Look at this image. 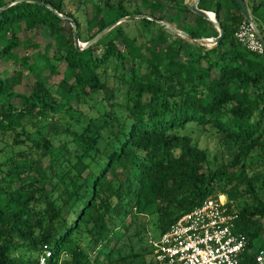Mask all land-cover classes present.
I'll return each mask as SVG.
<instances>
[{"label": "trees", "instance_id": "1", "mask_svg": "<svg viewBox=\"0 0 264 264\" xmlns=\"http://www.w3.org/2000/svg\"><path fill=\"white\" fill-rule=\"evenodd\" d=\"M12 1L0 0V7ZM37 1L0 12V264H37L44 245L52 250L48 264H145L115 257L108 246L148 208L157 237L218 194L237 212L236 230L247 237L239 264H258L254 253L264 247V50L250 51L236 39L246 21L236 2L198 1L224 30L216 44L195 40L219 31L187 4L144 0L151 18L122 21L79 49L70 21L57 13L73 20L83 44L132 15L123 0L90 2L86 37L64 0ZM248 7L264 38V0ZM136 21L143 27L138 34L126 29ZM38 27L51 36L43 45L15 36ZM110 80L125 87L121 99ZM190 124L221 132L228 157L213 164L209 149L186 131ZM141 251L152 253L150 245Z\"/></svg>", "mask_w": 264, "mask_h": 264}, {"label": "built area", "instance_id": "2", "mask_svg": "<svg viewBox=\"0 0 264 264\" xmlns=\"http://www.w3.org/2000/svg\"><path fill=\"white\" fill-rule=\"evenodd\" d=\"M234 35L246 49L263 52L264 47L247 20L238 25ZM223 195L206 197L151 239L155 264H239L248 241L236 230L238 214ZM51 255V248L44 245L37 264H48ZM254 257L258 264H264V247L258 248Z\"/></svg>", "mask_w": 264, "mask_h": 264}, {"label": "rangeland", "instance_id": "3", "mask_svg": "<svg viewBox=\"0 0 264 264\" xmlns=\"http://www.w3.org/2000/svg\"><path fill=\"white\" fill-rule=\"evenodd\" d=\"M86 1L84 4H79L77 0H64V6L66 11L72 12L80 21L81 28L83 31L84 37L87 36L86 34V19L90 17L92 13V8L90 2H96V3H102L103 0H83ZM113 2H117V0H112ZM179 3L188 4V1L190 0H177ZM194 1V0H193ZM192 1V2H193ZM124 4L127 6V8L130 11V14H135L134 9H139L143 14L148 12V8L146 6V2L144 0H123ZM172 22V21H171ZM170 26V25H169ZM127 30H130L132 33L138 34L139 30H143V27L141 25V22L138 21L133 22L132 26H128L126 28ZM16 37L22 42H24L27 38L30 39L31 37H34V40L39 44L43 45L46 42H48L51 39V36L47 30H45L43 27H38L35 30L32 31H16ZM116 33H113L111 35H107L104 39V41L108 40L109 38L113 37ZM145 34V33H144ZM207 39H204V42L209 43L211 45L210 37H206ZM22 49H19L17 51V54H21ZM113 68L112 64L109 65V71H111ZM48 75L47 69H42L41 76L46 77ZM62 77V73H58L53 76L54 80H58ZM109 84H112L117 90L116 97L118 99H121L124 94V86L113 82L110 80ZM26 89V87L24 88ZM260 130L264 131V122L262 126L260 127ZM192 138L198 139L199 145L201 147H207L210 152V160L214 164V162H220L223 158L228 157L229 154V142L225 140L223 137V134L221 132H217L214 129H211L209 126H199L196 124H190L188 126V129L186 130ZM224 196V199L227 200L226 196ZM149 208L144 211L143 214H139L136 218H134L133 221H131L130 228L126 234L118 241V242H111L108 246H113L115 249L114 256L115 257H126L127 260L132 259H141L145 261V264H155L152 253H143L141 251V247L149 246L151 239L156 237L157 232H155V220L156 216L155 214H148ZM127 221L130 222L129 217L127 218ZM254 244H257V241H254ZM140 251V255L137 257H133L132 254H136V252ZM151 261V263H150Z\"/></svg>", "mask_w": 264, "mask_h": 264}, {"label": "water", "instance_id": "4", "mask_svg": "<svg viewBox=\"0 0 264 264\" xmlns=\"http://www.w3.org/2000/svg\"><path fill=\"white\" fill-rule=\"evenodd\" d=\"M19 1H35V2H38L37 0H14L12 2H9V3H6L5 5L1 6L0 7V12L7 8L8 6H10L11 4L13 3H16V2H19ZM198 1L199 0H194L192 3H188L187 4V7L190 11H192L193 13L195 14H198L202 17H204L205 19L211 21L218 29L219 31V35L216 36V37H210V40H211V43L210 44H216L218 43L224 36V30L220 27L219 23L216 21L215 17H214V14L209 12V11H206V10H202L200 8L197 7V4H198ZM236 2V4L238 5L239 9L241 10L243 16L245 17V19L252 25L253 27V30L257 36V38L260 40V42L262 43L263 47H264V38L257 26V24L254 22V20L252 19V17L250 16V13L247 9V6L244 2V0H234ZM50 9H52L53 11L56 12V10L50 6V5H47ZM57 13V12H56ZM61 18L63 19H67L70 21L71 25H72V30H73V38H74V43L75 45L79 48V49H82L94 42H96L100 37H102L107 31H109L111 28H113L114 26H116L117 24H119L120 22L122 21H126V20H131V19H134V18H140V17H148V18H151L147 15H143V14H132V15H125V16H122L120 18H118L117 20L109 23L108 25H106L104 28H102L100 31H98L92 38H90L87 42L83 43V45H81L79 39H78V33H77V29H76V24L73 22V20H71L70 18H68L67 16L65 15H62L60 13H57ZM212 14V15H210ZM158 23H160L162 26H164L169 32H171L172 34L174 35H179V36H182V37H186V38H189V39H192V37L186 33L185 31H182V30H178V29H174L172 28L171 26H169L166 22L164 21H160V20H157ZM204 39H207V38H204V37H200V38H196L195 40L200 42V43H204V44H209L207 42H204L203 40Z\"/></svg>", "mask_w": 264, "mask_h": 264}, {"label": "crops", "instance_id": "5", "mask_svg": "<svg viewBox=\"0 0 264 264\" xmlns=\"http://www.w3.org/2000/svg\"><path fill=\"white\" fill-rule=\"evenodd\" d=\"M192 1H193V0H190V1H188V3L190 4V3H192ZM252 1H253V0H246V1H244L245 4H246V6H247V9H248L249 13H250V7H248V6L252 3ZM209 12H211V11H209ZM211 13H213V12H211ZM213 14H214V13H213ZM211 15H212V14H211ZM214 17H215V15H214Z\"/></svg>", "mask_w": 264, "mask_h": 264}, {"label": "bare ground", "instance_id": "6", "mask_svg": "<svg viewBox=\"0 0 264 264\" xmlns=\"http://www.w3.org/2000/svg\"><path fill=\"white\" fill-rule=\"evenodd\" d=\"M211 15V14H210ZM81 45H83L82 43H81Z\"/></svg>", "mask_w": 264, "mask_h": 264}]
</instances>
